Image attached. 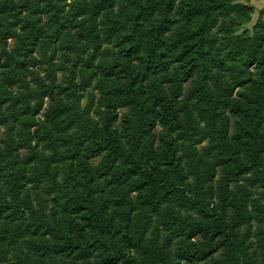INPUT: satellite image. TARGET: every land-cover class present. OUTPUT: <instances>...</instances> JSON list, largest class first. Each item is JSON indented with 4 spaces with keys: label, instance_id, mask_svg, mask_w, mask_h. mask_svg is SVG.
<instances>
[{
    "label": "trees",
    "instance_id": "16d2710c",
    "mask_svg": "<svg viewBox=\"0 0 264 264\" xmlns=\"http://www.w3.org/2000/svg\"><path fill=\"white\" fill-rule=\"evenodd\" d=\"M0 0V264H264V9Z\"/></svg>",
    "mask_w": 264,
    "mask_h": 264
},
{
    "label": "rangeland",
    "instance_id": "374dc122",
    "mask_svg": "<svg viewBox=\"0 0 264 264\" xmlns=\"http://www.w3.org/2000/svg\"><path fill=\"white\" fill-rule=\"evenodd\" d=\"M248 3L251 4V5H253V7L255 8V10L252 12L250 22L246 24V26L250 28L254 24V22L256 21V19H257L258 11L260 9H264V5L259 0H249ZM260 6H263V7L260 8ZM12 261H13L12 254L11 253H8V255L6 257V260L3 262V264H8V263H10Z\"/></svg>",
    "mask_w": 264,
    "mask_h": 264
},
{
    "label": "crops",
    "instance_id": "0c3cea01",
    "mask_svg": "<svg viewBox=\"0 0 264 264\" xmlns=\"http://www.w3.org/2000/svg\"><path fill=\"white\" fill-rule=\"evenodd\" d=\"M259 1H261L262 3H263V5H264V0H259ZM263 6H260V8H262Z\"/></svg>",
    "mask_w": 264,
    "mask_h": 264
}]
</instances>
